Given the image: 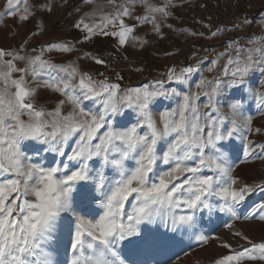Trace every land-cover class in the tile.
Listing matches in <instances>:
<instances>
[{
  "label": "snow or ice",
  "instance_id": "6c2138e0",
  "mask_svg": "<svg viewBox=\"0 0 264 264\" xmlns=\"http://www.w3.org/2000/svg\"><path fill=\"white\" fill-rule=\"evenodd\" d=\"M107 3L112 10L83 0L93 8L74 27L85 40L112 36L120 47L138 39L132 35L136 26L152 24L159 33L175 6L174 0L162 6L151 0ZM137 4L144 12L133 17ZM21 5L22 0H5L3 14L27 21L32 6L23 0L21 13ZM126 17L137 25L127 24ZM247 45L230 42L220 54L226 57L223 71L211 79L201 73L195 90L198 64L171 67L160 78L122 87L119 73L115 81L104 73L99 79L74 62L57 64L45 57L52 50L74 51L70 41L33 49L34 55L23 47L0 49V264H128L121 245L135 252L142 246L164 248L173 239L142 225L187 232L204 245L214 238L199 230L205 214L264 222V200L240 213L249 197L264 194V180L245 182L235 174L238 157L231 155L230 142L242 138L239 163L264 159V143L249 139L261 130L253 129V117L241 103L252 94L250 74L259 70L264 77V37L249 38ZM225 88L232 90L231 98ZM41 89L61 97L54 107L39 101ZM254 97L264 115V92L256 90ZM161 99L174 106L155 112ZM127 110L135 114L129 126L122 123ZM233 235L250 247L233 251L221 243L231 254L213 264L264 261V241L254 243L238 231Z\"/></svg>",
  "mask_w": 264,
  "mask_h": 264
},
{
  "label": "rangeland",
  "instance_id": "374dc122",
  "mask_svg": "<svg viewBox=\"0 0 264 264\" xmlns=\"http://www.w3.org/2000/svg\"><path fill=\"white\" fill-rule=\"evenodd\" d=\"M121 2L122 0H117V3ZM151 2L162 6L164 0ZM28 3L32 6L33 15L27 21L20 22L18 16L3 14L5 0H0V49L10 51L23 47L28 54L34 55L36 53H33V49L39 51L41 47L52 43L70 41L74 51L61 53L52 50L46 52L45 57L57 64L74 62L82 71L90 72L99 79L104 78L100 76L104 71V64L97 65L93 58H100L106 52L118 66L109 76H104L115 81V74L119 73L123 77L122 81H118L122 87H137L160 78L171 67L179 70L180 67L198 64L200 71L192 79L195 90L194 85L201 73L211 79L217 72L223 71L226 57L220 54L228 51L226 46L230 42L238 40L241 46H248L249 38L264 37V0H174L175 6L169 9L171 15L161 22L159 33L153 30L152 24L136 26L132 35L138 39L130 38L123 47L112 36L98 35L91 40L84 39L85 33L74 25L92 10L93 5H85L83 0H28ZM97 4L103 5L105 11L113 8L107 0H97ZM20 11L23 12V0ZM143 12V7L137 4L133 17L143 15ZM133 17H126L125 22L137 25ZM212 33L216 35L213 36ZM111 44L118 50L113 49ZM217 57H220L217 68L212 73L208 72L211 61ZM19 66L23 64L19 63ZM247 80L252 94L246 93L241 103L244 105L245 115L253 117V129L261 130L260 134H249V139L254 143H264V115L260 114L254 97L256 90L264 92L261 87L264 77L256 70ZM224 92L227 98H231L232 90L225 88ZM60 98L58 94L44 89L40 90L38 97L49 108L54 107L55 101ZM204 99L201 97V100ZM221 100L224 101L225 97H221ZM84 104L88 108L95 107L90 101H84ZM172 106L171 101L161 99L154 105V111L158 113ZM134 122L135 114L127 110L122 123L129 126ZM230 143L231 155L238 157L236 162L239 166L235 174L247 183L264 180V159H250L246 163H239V159H243L244 141L242 138H233ZM262 200L264 194H253L240 209L241 215ZM226 223H231L232 227H225ZM141 227L142 230L146 228L153 232L158 230L173 239L164 248L142 246L135 252L128 251L121 245V254L128 264H213L220 256L231 254L229 249L220 246L221 243L229 244L233 251L250 247L246 240L234 236V231L242 233L254 243L264 241V222L243 219L233 222L219 212L213 213L210 218L205 214L200 222L199 230L214 237L204 245L198 244L187 232L173 233L159 224ZM244 264H264V261L245 260Z\"/></svg>",
  "mask_w": 264,
  "mask_h": 264
},
{
  "label": "built area",
  "instance_id": "2783aa9c",
  "mask_svg": "<svg viewBox=\"0 0 264 264\" xmlns=\"http://www.w3.org/2000/svg\"><path fill=\"white\" fill-rule=\"evenodd\" d=\"M111 47L115 50H118L114 44H111ZM103 60V59H102ZM130 64V63H129ZM118 66V63L115 60L107 61L106 64H104V75L107 76L109 71H113Z\"/></svg>",
  "mask_w": 264,
  "mask_h": 264
},
{
  "label": "bare ground",
  "instance_id": "6f19581e",
  "mask_svg": "<svg viewBox=\"0 0 264 264\" xmlns=\"http://www.w3.org/2000/svg\"><path fill=\"white\" fill-rule=\"evenodd\" d=\"M101 59H103L104 61H110V60H113L110 55L106 52H104L101 56H100ZM111 74V71L108 72L107 76H109Z\"/></svg>",
  "mask_w": 264,
  "mask_h": 264
}]
</instances>
